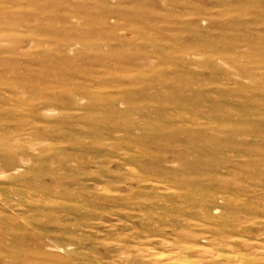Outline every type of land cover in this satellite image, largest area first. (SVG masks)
Returning a JSON list of instances; mask_svg holds the SVG:
<instances>
[{
  "label": "rangeland",
  "instance_id": "obj_1",
  "mask_svg": "<svg viewBox=\"0 0 264 264\" xmlns=\"http://www.w3.org/2000/svg\"><path fill=\"white\" fill-rule=\"evenodd\" d=\"M0 264H264V0H0Z\"/></svg>",
  "mask_w": 264,
  "mask_h": 264
}]
</instances>
